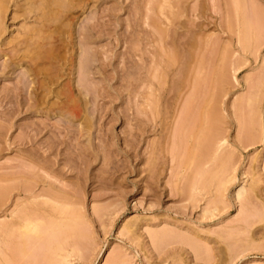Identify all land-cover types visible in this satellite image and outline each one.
<instances>
[{
  "label": "rangeland",
  "instance_id": "1",
  "mask_svg": "<svg viewBox=\"0 0 264 264\" xmlns=\"http://www.w3.org/2000/svg\"><path fill=\"white\" fill-rule=\"evenodd\" d=\"M9 1L0 264H264V0Z\"/></svg>",
  "mask_w": 264,
  "mask_h": 264
},
{
  "label": "bare ground",
  "instance_id": "2",
  "mask_svg": "<svg viewBox=\"0 0 264 264\" xmlns=\"http://www.w3.org/2000/svg\"><path fill=\"white\" fill-rule=\"evenodd\" d=\"M10 1H11V0H10ZM10 1H9V3H10ZM13 1H14V0H13ZM17 1H18V0H17ZM17 1H16V2H17ZM19 1H20V0H19ZM19 1H18V2H19ZM26 1H28V0H26ZM33 1L36 2L37 0H32V2H33ZM38 1H39V3H40V0H38ZM38 1H37V2H38ZM43 1H45V0H43ZM43 1L41 0V3H40V4H43V3H42ZM48 1H49V0H48ZM48 1H46V4H45V3H44V4L49 6V4H47ZM50 1H51V2H50ZM50 1H49L50 5H51V3H54V2L56 3V4H55V3H54V4L57 5V7H56L54 4H52L51 6H55V7L57 8V9H56L57 12L54 13L55 11H54V12H50V11H49V13H48V12L46 11L47 13H45V12H41V13H40V14H43V15H44V19L48 22V25H49L48 27H46L47 25H45V24H44L43 26H42L41 24H39V25H41V27H43L42 30H43L44 28H46V30H47L50 26H52V24L50 25V22H52V21L54 22L53 24L55 25V27H52V28H53V29L55 28L56 30H57L56 26H59V25H56V24H55V21H56V23L58 24V21H57V20L61 21V19H62V22H61V25H60V26L63 25V24H62L63 22H68L69 20L67 21V19H69V17L71 16V14H73V12L70 13L71 11H73V10H71V9L75 8V4H76L78 1H79V3H77V5L83 7L82 10H84V8L88 5V3H87V5H86V2H85L86 0H78V1L76 0V1H77V2L75 1L76 3H74V0H55L54 2H53L52 0H50ZM14 2H15V1H14ZM18 2H17V3H18ZM29 2H30V1H29ZM87 2H88V1H87ZM4 3H5V2H3V4L0 3V20H2L3 13H6V11H4V10L6 9L5 7H6V6L8 7V5H7L6 3H5V4H4ZM17 3H14L15 6L17 5ZM10 4H11V3H10ZM5 5H6V6H5ZM35 5L39 7V4L37 5V3H35ZM45 5H44L45 8L48 7V6H45ZM40 6L42 7V5H40ZM51 6H49L50 9H49V8H48V9H49V10L52 9V11H53L54 8H52ZM29 7L32 9L31 6H29ZM41 7H40V9H41ZM44 7L41 9V11H43ZM81 7H80V8H81ZM87 7H88V6H87ZM30 8H29V9H30ZM36 8H37V7H36ZM36 8H35V9L33 8V9L36 10V11H35V12H36L35 14H36V16H37V10L39 11V8H38V9H36ZM48 9L46 8V10H48ZM34 10H31V12L34 11ZM74 10H75V9H74ZM29 11H30V10H29ZM44 11H45V10H44ZM87 11H88V10H87ZM31 12H30V13H31ZM85 12H86V11H85ZM32 13H33V12H32ZM32 13H31V14H32ZM33 14H34V13H33ZM4 15H5V14H4ZM47 15H48V17H47ZM49 15H50V16H49ZM41 16H42V15H41ZM72 16H73V15H72ZM3 17H4V16H3ZM61 17H63V18H67V19L65 20V19H63V18H61ZM42 18H43V17H42ZM57 18H58V19H57ZM59 18H60V19H59ZM72 18H74V17H70V21H69L70 23H71V19H72ZM36 19H39L38 21L41 20L42 23H43V20L40 18V16H38V18H36ZM36 19H35V20H36ZM45 20H44V22H46ZM64 20H65V21H64ZM72 20H73V19H72ZM83 20H84V19H83ZM84 21H85V20H84ZM1 22H2V21H1ZM1 22H0V24H1ZM70 23H69V24H70ZM86 23H87V22H86ZM69 24H68V25H69ZM249 24H250V22H249ZM65 25H66V24H65ZM65 25H63V26H65ZM83 25H86V24H83ZM60 26H59V27H60ZM63 26L60 28V30H61L62 28H65V27H63ZM41 27H40V29L38 28V31L36 30L37 33L40 32ZM59 27H58V29H59ZM67 27L69 28V26H67ZM67 27H66V28H67ZM82 27H83V26H82ZM0 28H1V27H0ZM52 28H50V30H49V31H50V32H49V35H51V34H50L51 32L53 33V31L51 30ZM66 28H65V32H66ZM33 29H34V28H33ZM0 30H1V29H0ZM2 30H3V29H2ZM2 30H1V31H2ZM42 30H41V31H42ZM46 30L44 31V33L48 32V31H46ZM62 30H63V29H62ZM82 30H83V29H82ZM32 31H33V32H36L35 30H32ZM70 31L72 32L71 29H68L67 32L69 33ZM241 31H242V30H241ZM56 32H57V31H56ZM63 32H64V31H62V33H63ZM71 32H70V34L67 33V35L70 36V35H71ZM248 32H249V30H248ZM261 32H262V31H261ZM261 32H260V33H261ZM40 33H41V32H40ZM38 34H39V33H38ZM38 34H37L36 36H42L41 34H39V35H38ZM53 34L55 35V33H53ZM63 34H65V33H63ZM76 34H77V33H76ZM248 34H251V33L249 32ZM33 35H34V34H33ZM33 35L31 34V38H32L31 40H34V39H33V38H34ZM47 35H48V33H46V34L43 35V36L46 37ZM81 35H82V33H81ZM43 36H42L43 39H41V38H37V39H39V40L41 39L42 43L44 44V41H43V40L45 39V42H46V38H44ZM56 36H57V35H56ZM65 36H66V35H65ZM69 36H67V37H69ZM79 36H80V35H79ZM88 36H89V35H88ZM53 37H54V36H52V37H50V38L52 39ZM255 37H256V36H255ZM260 37H261V36H260ZM47 38L49 39V37H47ZM64 38H65V37H64ZM69 38L71 39V36H70ZM69 38H67V39H69ZM81 38H82V37H81ZM37 39L35 38V40H34L35 42H33V41H32V42H33V43H36ZM51 39H49V40H47V41H55L56 45H58V44L60 43V41H59L60 38H58V37H56L54 40H53V39L51 40ZM29 40H30V38L28 39V44H30ZM31 40H30V41H31ZM63 40H64V39H63ZM63 40H62V42H63ZM65 40H66V39H65ZM65 40H64L63 44L66 42ZM26 41H27V40H26ZM32 42H31V43H32ZM57 42H58V43H57ZM68 42H70V41H68ZM68 42H66L65 44H68ZM80 42H81V41H80ZM241 42H242V41H241ZM37 43H38V41H37ZM42 43H41V45H42ZM46 43H47V42H46ZM46 43H45V44H46ZM81 43H83V41H82ZM25 44H27V43H25ZM60 44H62V43H60ZM65 44H64V45H65ZM69 44H70V43H69ZM244 44H245V43H244ZM34 45H35V44H34ZM34 45H33V46H32V45H31V46L29 45V46H30L29 49L32 48V47L36 48L37 46H38V48H39V46L41 47L40 42H39V44H38L36 47H35ZM48 45H49V43H47V45H44L45 48H46V50H51V48H52L53 45H55V44H54V42H53V43L51 42V44L49 45V47H48ZM51 45H52V46H51ZM82 45H83V44H82ZM42 46H43V45H42ZM44 46H43V47H44ZM46 46H47L49 49H48ZM59 46H60V45H59ZM65 46L67 47V45H65ZM86 46H87V45H86ZM86 46H85V47H86ZM27 47H28V46H27ZM43 47H41V48L44 49ZM56 47H57V46H56ZM56 47H55V46L53 47L55 50L52 48L55 52L58 50V49H56ZM60 47H61V46H60ZM34 48H32V49H31L32 51H29V53H27V55H30V52H31V53H34V54H32L31 56H34V55L36 56V55H37V52H36V51H37L38 48H37V49H34ZM41 48H39V49H41ZM83 48H84V47H83ZM22 49H23V48H22ZM24 49H25V48H24ZM27 49H28V48H27ZM39 49H38V51H39L38 53H41V54H42V52L45 51V52H44V53H45V57H47L46 55H50V53L53 52V51H51V52L48 51L49 54H46V53H47L46 50L40 52ZM59 49H60V48H59ZM71 49H72V48H71ZM87 49H88V48H87ZM17 50H18V49H17ZM25 50H26V49H25ZM33 50H35V51L33 52ZM61 50H62V49H61ZM82 50H85V48L82 49ZM20 51H21V50H20ZM59 51H60V50L57 51V54L60 56V54L63 53V52L60 51V53H58ZM88 51H89V50H88ZM90 51H91V50H90ZM22 52L24 53V51H22ZM26 52H27V51H26ZM35 52H36V53H35ZM55 52H54V53H55ZM82 52H83V51H82ZM84 52H85V51H84ZM84 52H83V53H84ZM54 53H53V54H54ZM85 53H86V52H85ZM41 54H39V55H41ZM55 54H56V53H55ZM55 54H54V55H55ZM80 54H81V52H80ZM87 54H88V53H87ZM27 55H26V56H27ZM51 55H52V54H51ZM51 55H50L49 57H52V58H53L54 55H53V56H51ZM61 55H62V54H61ZM63 55H64V54H63ZM65 55H66V53H65ZM65 55H64V56H65ZM82 55H83V54H82ZM85 55H86V54H85ZM31 56H30V57H31ZM55 56H57V55H55ZM17 57H18V56H17ZM20 57H21V56H20ZM27 57H28V56H27ZM30 57H29V58H30ZM37 57H38V55H37ZM37 57H35V58L33 57L32 60L37 61V59L39 58V57H38V58H37ZM45 57H43V58H45ZM80 57H81V56H80ZM80 57H79V58H80ZM83 57H84V56H83ZM22 58H23V57H22ZM29 58H28V59H29ZM47 58H48V57H47ZM55 58H56V57H55ZM55 58H54V59H55ZM30 59H31V58H30ZM45 59H46V58H45ZM49 60H51V58H50ZM66 60H67V59H66ZM34 61H33V62H34ZM88 62H89V61H88ZM84 63H85V61L83 60V63H82V64H84ZM38 64H39V63H38ZM45 64H46V63H45ZM80 64H81V63H79V66L82 65V64H81V65H80ZM39 65H40V64H39ZM85 65L87 66L88 64H85ZM85 65H84V66H85ZM37 66H38V65H37ZM57 66H58V65H57ZM82 66H83V65H82ZM82 66H81V67H82ZM86 66H85L84 68H86ZM30 67H31V66H30ZM30 67H29V68H30ZM50 67H51V66H50ZM81 67H80V68H81ZM31 68H32V67H31ZM44 68H45V67H44ZM57 68H59V66H58ZM87 69H88V68H87ZM36 70H37V69H36ZM60 70H61V69H60ZM70 71H71V70H70ZM80 72H81V71H80ZM82 72H83V71H82ZM82 72H81V73H82ZM44 73H45V72H44ZM84 74H85V73H84ZM84 74H82V75H84ZM89 74H90V73H89ZM53 76H54V75H53ZM224 80H225V79H224ZM49 82H50V81H49ZM65 87H66V86H65ZM71 89H72V88H71ZM71 91H72V90H71ZM63 94H64V93H63ZM71 100H72V99H71ZM72 101H73V100H72ZM84 102H85V101H84ZM63 103H64V102H63ZM77 105H78V104H77ZM64 109H65V108H64ZM79 109H80V108H79ZM76 114H78V113L76 112ZM206 114H207V113H206ZM216 114H217V113H216ZM203 115H204V114H203ZM211 117H212V116H211ZM204 118H206V115H205ZM212 119H213V118H212ZM220 121H221V120H220ZM215 123H217V122H215ZM215 123H214V124H215ZM204 124H205V123H204ZM205 125H206V124H205ZM203 126H204V125H203ZM206 126H207V125H206ZM213 126H214V125H213ZM201 127H202V126H201ZM204 127H205V126H204ZM207 128H208V127H207ZM142 129H143V128H142ZM201 129H203V127H202ZM205 129H206V127H205ZM220 130H221V129H220ZM200 131H201V130H200ZM139 132H140V131H139ZM219 132H220V131H219ZM202 133H203V132H202ZM222 133H223V132H222ZM135 134H136V133H135ZM138 134H139V133H138ZM205 134H206V133H205ZM218 134H219V133H218ZM218 134H217V135H218ZM206 135H207V134H206ZM208 136H209V135H208ZM198 137H199V136H198ZM206 137H207V136H206ZM220 138H221V137H220ZM198 139H199V138H198ZM202 139H203V136H202ZM202 139H201V140H202ZM199 140H200V139H199ZM203 140H205V139H203ZM222 141H224V139L221 140V139H219L217 136H214V137L212 138V140L210 141L211 144H210L209 141H208V143L210 144V147H209V144L207 143V144H208V147H207V148H215V146L218 148L219 145H220V143H222ZM202 142H203V141H201V144H202ZM206 142H207V141H206ZM224 142H225V141H224ZM207 144H206V145H207ZM204 145H205V143H204ZM202 146H203V145H202ZM212 146H213V147H212ZM200 147H201V145L199 146V148H200ZM203 147H204V146H203ZM199 148H198V149H199ZM217 148H216V149H217ZM216 149H215V150H216ZM209 150H210V149H209ZM212 150H213V149H212ZM217 150H218V149H217ZM217 150H216V151H217ZM198 154H199V153H198ZM215 154H216V153H215ZM213 159H214V158H213ZM203 160H204V159H203ZM222 162H223V161H222ZM232 165H233V164H232ZM221 166H222V164H221ZM221 166H220V167H221ZM222 168H223V166H222ZM241 188H242V189L239 190V191L237 192V193H238V195H237V196H238V199H240V200H241V198H239V197L244 196L243 194H244V192H246L244 189H247V188H245V187L243 188L242 186H241ZM239 189H240V188H239ZM221 193H222V192H221ZM247 193H248V191H247ZM1 194H2V193H1ZM247 196H248V194H247ZM242 198H243V197H242ZM243 199H244V198H243ZM242 202H243V201H242ZM210 213H211V212H210ZM259 213H260V212H259ZM261 215H262V214H260V216H261ZM256 216H257V215H256ZM260 216H259V217H260ZM257 217H258V216H257ZM259 217H258V218H259ZM262 217H263V216H262ZM263 220H264V219H263ZM257 221H258V220H257ZM254 222H256V220H255ZM28 223H29V222H28ZM27 225H28V224H27ZM54 225H55V224H54ZM56 225H57V224H56ZM39 226H40V224L38 225V224L33 223V222H32V223H29V227L26 228L27 230H25V234H27V235L30 234V231H31L32 229H33L35 232H36V231H41V230H39ZM41 226H42V225H41ZM51 226H52V225H51ZM51 226H50V227H51ZM20 229H21V228H20ZM47 229H48V228H47ZM53 229H54V228H53ZM22 230H23V229H22ZM59 230H60V229H59ZM61 230H62V229H61ZM61 230H60V231H61ZM44 231H45V230H44ZM32 232H33V231H32ZM63 232H64V231H63ZM66 232H67V231H66ZM69 232H70V231H69ZM39 233H40V232H39ZM41 233H42V232H41ZM61 233H62V232H61ZM18 234H19V233H18ZM21 234H22V233H21ZM21 234H20V235H21ZM25 234H24V235H25ZM33 234H35V233H33ZM37 234H38V233H37ZM66 234H67V233H66ZM10 235H11V234H10ZM44 235H45V234H44ZM69 235H70V234H69ZM76 235H77V234H76ZM226 235H227V234H226ZM21 236H22V235H21ZM30 236H31V235H30ZM34 236H35V235H34ZM51 236H52V235H51ZM79 236H80V235H79ZM219 236H220V235H219ZM221 236H222V234H221ZM59 237H60V236H59ZM81 237H82V236H81ZM49 238H50V237H49ZM77 238H78V237H77ZM219 238H220V237H219ZM224 238H225V237H224ZM23 239H24V238H23ZM29 239H30V238H29ZM18 240H19V239H18ZM50 240H51V239H50ZM20 241H21V240H20ZM21 244H22V243H21ZM57 244H58V243H57ZM58 245H59V244H58ZM21 246H23V245H21ZM26 246H27V244H25V246H24L25 248H22V249H26V248H27ZM60 246H61V245H60ZM228 247L230 248V246H228ZM60 249H61V248H60ZM60 249H59V250H60ZM18 251H19V250H18ZM26 251H27V249H26ZM26 251H25V252H26ZM31 251H32V250H31ZM208 251H209V250H208ZM32 252H33V251H32ZM203 252H204V251H203ZM203 252H202V253H203ZM23 253H24V252H23ZM196 253H197V251H196ZM204 253H205V252H204ZM207 254H208V253H207ZM210 254H211V253H210ZM18 255H19V254H18ZM208 256H209V254H208ZM59 257H60V256H59ZM206 257H207V256H206ZM206 257H205V258H206ZM63 258H64V257H63ZM63 258H62V259H63ZM65 259H66V258H65ZM63 264H64V263H63ZM65 264H67V263L65 262Z\"/></svg>",
  "mask_w": 264,
  "mask_h": 264
}]
</instances>
